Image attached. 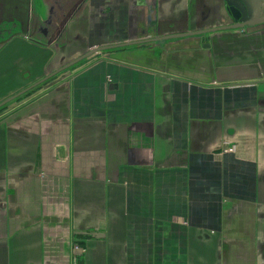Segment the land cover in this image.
I'll return each instance as SVG.
<instances>
[{
  "label": "crops",
  "instance_id": "0c3cea01",
  "mask_svg": "<svg viewBox=\"0 0 264 264\" xmlns=\"http://www.w3.org/2000/svg\"><path fill=\"white\" fill-rule=\"evenodd\" d=\"M59 1L6 4L42 24ZM71 4L48 33L0 18V102L119 45L0 112V264H264V26L146 42L232 19L224 0Z\"/></svg>",
  "mask_w": 264,
  "mask_h": 264
},
{
  "label": "water",
  "instance_id": "95a60500",
  "mask_svg": "<svg viewBox=\"0 0 264 264\" xmlns=\"http://www.w3.org/2000/svg\"><path fill=\"white\" fill-rule=\"evenodd\" d=\"M228 7L231 8V10L234 12V18L237 20L235 23H232L230 25L222 26V27H217V28H209V29H203V30H198V31H193V32H184V33H176V34H171L159 38H152V39H147L145 40L146 42H154V41H162L164 39H169L172 37H178V36H188L192 34H205L209 32H214L220 29H232V28H244V27H255V26H260V24L264 23V0H225ZM261 17V18H260ZM143 41V42H145ZM142 42V41H139ZM127 44H132V43H127ZM119 45H105L101 47H95L92 48L90 51L85 53L84 55L68 62L61 68L57 69L53 73L47 75L40 81L34 83L33 85L19 91L18 93L10 96L9 98L5 99L4 101L0 102V108L7 104L8 102L16 99L20 95L24 94L25 92L31 90L32 88L40 85L41 83L47 81L51 77L56 76L58 73L61 71L72 67L73 65L77 64L79 61L89 57L90 55H93L99 51H103L106 49H111L113 47H116ZM206 46H208V43H206Z\"/></svg>",
  "mask_w": 264,
  "mask_h": 264
},
{
  "label": "flooded vegetation",
  "instance_id": "af4514ba",
  "mask_svg": "<svg viewBox=\"0 0 264 264\" xmlns=\"http://www.w3.org/2000/svg\"><path fill=\"white\" fill-rule=\"evenodd\" d=\"M6 3H7V0H0V18L11 17L14 15H23V16L29 17V15L31 14L33 18H32L30 27L31 26H33V28L36 27L38 30L40 29L44 33H48L50 31V29L54 26L53 20H55V18L59 17V19H60L62 17V19H66L69 12L72 11V9L75 6V5L71 4V0H61V1L57 2L58 6L51 4L49 6L48 11L45 13V19H44L43 23L39 24V18H38L39 13H38V11H34V10L29 11L27 9V7H25L23 10L21 8H19V12L17 13L16 11H11L10 7ZM224 3L226 6L227 13L233 21L232 23H235L237 20L234 18V12L231 10V8L228 7L225 0H224ZM82 6H83V4H81L79 7L74 9L73 12L77 13L79 10L82 9ZM5 24H6V22L3 23L0 20V32L3 31V29H1V27L4 26ZM260 25L264 26V23H262Z\"/></svg>",
  "mask_w": 264,
  "mask_h": 264
},
{
  "label": "rangeland",
  "instance_id": "374dc122",
  "mask_svg": "<svg viewBox=\"0 0 264 264\" xmlns=\"http://www.w3.org/2000/svg\"><path fill=\"white\" fill-rule=\"evenodd\" d=\"M224 9H225V7H224ZM226 21H227V22H233V21H231L229 18H228V20H226ZM227 24H229V23H227ZM231 24H232V23H231ZM232 29H239V28H232ZM17 62H18V63H21V58L18 59ZM60 74H61V73H60ZM40 86H41V85L37 86L36 88L39 87V89H40V88H41ZM36 88H34V89L30 90V91H34ZM18 99H19V98H18ZM18 99H17V100H18ZM14 103H15V102H13V103L11 102V103H9L8 105L6 104L5 106H3V108H4V109H5V108H8L10 105H12V104H14ZM2 110H3V109H2ZM2 110H1V111H2Z\"/></svg>",
  "mask_w": 264,
  "mask_h": 264
},
{
  "label": "built area",
  "instance_id": "2783aa9c",
  "mask_svg": "<svg viewBox=\"0 0 264 264\" xmlns=\"http://www.w3.org/2000/svg\"><path fill=\"white\" fill-rule=\"evenodd\" d=\"M228 150H229V151H233L234 149H233V148H230V149H228ZM75 248H76V249H80L81 246H80V245H76Z\"/></svg>",
  "mask_w": 264,
  "mask_h": 264
},
{
  "label": "trees",
  "instance_id": "16d2710c",
  "mask_svg": "<svg viewBox=\"0 0 264 264\" xmlns=\"http://www.w3.org/2000/svg\"><path fill=\"white\" fill-rule=\"evenodd\" d=\"M2 109H3V106L0 108V112H1Z\"/></svg>",
  "mask_w": 264,
  "mask_h": 264
}]
</instances>
